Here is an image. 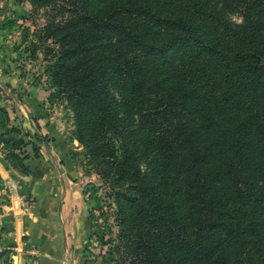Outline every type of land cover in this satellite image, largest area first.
<instances>
[{"label":"trees","instance_id":"obj_1","mask_svg":"<svg viewBox=\"0 0 264 264\" xmlns=\"http://www.w3.org/2000/svg\"><path fill=\"white\" fill-rule=\"evenodd\" d=\"M29 1L55 10L42 74L109 198L105 252L264 264V0Z\"/></svg>","mask_w":264,"mask_h":264},{"label":"rangeland","instance_id":"obj_2","mask_svg":"<svg viewBox=\"0 0 264 264\" xmlns=\"http://www.w3.org/2000/svg\"><path fill=\"white\" fill-rule=\"evenodd\" d=\"M54 11L0 0V264H122L105 252L109 198L42 74L55 47L40 28Z\"/></svg>","mask_w":264,"mask_h":264},{"label":"crops","instance_id":"obj_3","mask_svg":"<svg viewBox=\"0 0 264 264\" xmlns=\"http://www.w3.org/2000/svg\"><path fill=\"white\" fill-rule=\"evenodd\" d=\"M50 156V155H49Z\"/></svg>","mask_w":264,"mask_h":264},{"label":"water","instance_id":"obj_4","mask_svg":"<svg viewBox=\"0 0 264 264\" xmlns=\"http://www.w3.org/2000/svg\"><path fill=\"white\" fill-rule=\"evenodd\" d=\"M31 168V167H30Z\"/></svg>","mask_w":264,"mask_h":264}]
</instances>
